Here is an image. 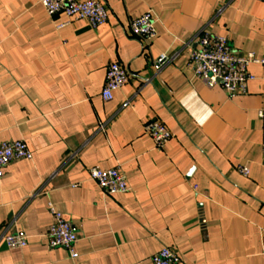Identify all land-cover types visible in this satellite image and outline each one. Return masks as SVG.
Listing matches in <instances>:
<instances>
[{
    "label": "crops",
    "instance_id": "crops-1",
    "mask_svg": "<svg viewBox=\"0 0 264 264\" xmlns=\"http://www.w3.org/2000/svg\"><path fill=\"white\" fill-rule=\"evenodd\" d=\"M99 1L109 18L94 29L40 0H0V142L34 154L0 177V264H153L164 246L181 264H264V68L251 64L248 90L230 94L189 65L203 32L264 56V0ZM148 10L146 46L130 22ZM163 55L173 60L157 71ZM112 62L129 79L105 100ZM152 119L173 132L163 149L145 131ZM96 165L119 167L130 189L105 193ZM48 201L78 234L77 259L49 246ZM7 229L28 245L9 248Z\"/></svg>",
    "mask_w": 264,
    "mask_h": 264
},
{
    "label": "built area",
    "instance_id": "built-area-1",
    "mask_svg": "<svg viewBox=\"0 0 264 264\" xmlns=\"http://www.w3.org/2000/svg\"><path fill=\"white\" fill-rule=\"evenodd\" d=\"M50 16L64 14L69 24L75 21H86L96 29L105 24L109 18V9L99 0H40ZM156 16L152 10L144 12L138 18L131 20L132 35L149 46L157 36ZM62 24V25H64ZM60 25V26H62ZM199 47L192 50L189 65L196 77L201 79L208 87L221 85L228 93L235 94L246 92L248 84L256 78L250 71L251 64H259L264 68V56H258L252 51H238L232 48L230 39L226 35L203 32ZM173 60L166 55L156 61V69L160 71ZM129 79L127 69L118 62L109 64L106 80L102 90L105 100H112L114 92L124 86ZM263 117V110L260 111ZM100 129L105 131V123L100 124ZM146 133L152 138L155 146L163 149L173 137V132L158 119H152L145 124ZM34 158L33 151L23 139L6 140L0 142V177L4 169L14 160ZM243 176L250 174L246 165L238 167ZM89 175L100 188L108 194L126 192L130 189L126 175L119 167L104 168L99 165L89 168ZM48 208L53 220L49 225L46 237L49 246L66 249L72 259L79 257L75 244L79 236L71 222L63 212L57 210L52 201H48ZM264 236V227L261 228ZM9 248H24L28 245L27 236L19 232L5 230L2 235ZM153 264H181L179 253L170 246H164L152 256Z\"/></svg>",
    "mask_w": 264,
    "mask_h": 264
}]
</instances>
